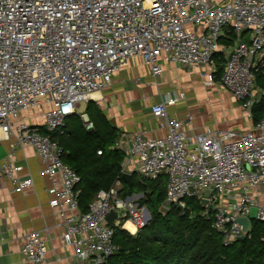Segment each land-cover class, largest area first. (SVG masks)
Instances as JSON below:
<instances>
[{
  "label": "built area",
  "instance_id": "1",
  "mask_svg": "<svg viewBox=\"0 0 264 264\" xmlns=\"http://www.w3.org/2000/svg\"><path fill=\"white\" fill-rule=\"evenodd\" d=\"M229 28L236 39L226 46L220 38ZM220 51L225 63L218 80ZM256 55L264 65V0H0V134L14 136L11 151L0 157V176L14 190L32 187L33 177L22 173L25 165L17 163L16 153L33 146L43 174L53 179L56 197L50 203L59 208L63 239L73 247L71 264H107L118 249L114 226L130 231V220L136 231L143 228L148 208L124 197L118 178L84 211L79 173L64 161L61 144L24 112L41 105L43 124L61 128L80 102L109 87L115 73L140 57L155 77L164 70L161 59L199 68L205 85L222 83L252 118ZM181 98L170 91L152 106L153 115L164 119V135L146 129L120 134L115 145L125 153L122 173L131 165L143 178L165 174V205L186 211L189 199H207L202 213L212 217L225 245L249 237L254 221H264V115L244 131L206 128L192 134V116L179 119L167 109ZM79 114L93 129L88 112ZM252 207L256 216L244 229L238 219ZM111 211L118 215L114 225L107 220ZM47 250L44 230L28 232L23 264H41Z\"/></svg>",
  "mask_w": 264,
  "mask_h": 264
},
{
  "label": "crops",
  "instance_id": "2",
  "mask_svg": "<svg viewBox=\"0 0 264 264\" xmlns=\"http://www.w3.org/2000/svg\"><path fill=\"white\" fill-rule=\"evenodd\" d=\"M222 54L225 59V54ZM259 57L255 56L258 70L254 87L258 99L264 95V65ZM161 64L164 70L155 77L140 57L132 59L128 66L114 74L109 87L90 95L89 100L99 105L120 134L124 132L130 136L140 129H146L152 136L164 135V119L153 115L152 106L170 91L182 98L168 104V112L179 119L191 115L192 123L187 126L189 133H200L206 128L244 131L254 124L252 118L245 115L241 102L222 83L204 84L199 68L184 67L163 59ZM86 107L87 102L78 104L81 111ZM78 109L76 114L81 112ZM43 111L44 108L37 107L25 111L23 117L41 125L44 122ZM13 141L14 136L7 139L0 134V157L11 151ZM16 160L25 165L22 173H31L34 185L17 191L9 179L0 176V264L25 262L22 251L24 236L32 230H44L47 240L46 259L41 264H71L73 247L63 239L64 228L59 208L50 203L56 197L53 179L43 174L44 164L33 146L25 144L19 147ZM131 167L127 165L125 172L136 173ZM128 229L132 233L136 231V227Z\"/></svg>",
  "mask_w": 264,
  "mask_h": 264
},
{
  "label": "trees",
  "instance_id": "3",
  "mask_svg": "<svg viewBox=\"0 0 264 264\" xmlns=\"http://www.w3.org/2000/svg\"><path fill=\"white\" fill-rule=\"evenodd\" d=\"M236 33L231 29L220 38L223 45H232ZM218 76L224 68L222 52L216 53ZM86 111L94 122L86 129L79 114L65 119V125L53 131L41 124L40 130L50 134L64 149L63 159L80 175V206L84 211L100 189H109L120 178L124 197L143 193L141 201L151 214L149 222L135 233L115 225L118 249L107 264H264V221H254L251 236L229 245L223 243L221 233L212 226V217L202 213L203 205L189 200V209L182 211L171 206L164 214L160 207L166 199L167 176L156 179L132 174L131 184L122 177L125 153L115 145L120 133L99 105L89 100ZM264 115V95L252 108L253 123ZM102 153H98V150ZM166 176V177H165Z\"/></svg>",
  "mask_w": 264,
  "mask_h": 264
},
{
  "label": "water",
  "instance_id": "4",
  "mask_svg": "<svg viewBox=\"0 0 264 264\" xmlns=\"http://www.w3.org/2000/svg\"><path fill=\"white\" fill-rule=\"evenodd\" d=\"M122 177L123 179L130 183L131 184V180H132V173H129V172H123L122 173ZM207 204V199H203L202 200V205L205 206ZM170 210V207L163 204L161 207H160V211L164 214H166L168 211ZM256 212H257V209L256 207H252L251 209V212L249 214L248 217H242V218H239V222H241L244 226V229H247V227L250 225L251 223V219H254L255 216H256ZM117 214L115 211H111V213L107 216V220L109 222L110 225H114V221L115 219L117 218ZM150 217L151 215L149 214V220H150ZM246 237L244 236L242 239H245Z\"/></svg>",
  "mask_w": 264,
  "mask_h": 264
},
{
  "label": "rangeland",
  "instance_id": "5",
  "mask_svg": "<svg viewBox=\"0 0 264 264\" xmlns=\"http://www.w3.org/2000/svg\"><path fill=\"white\" fill-rule=\"evenodd\" d=\"M37 107H40V108H43V106H41V105H39V106H36V107H34L35 109L37 108ZM34 108H32V109H30V110H33ZM78 109V108H77ZM27 111H29V110H27ZM78 111H81V110H79L78 109ZM244 111H245V109H244ZM245 115H247V113H246V111H245ZM139 177H142V176H140L139 174H137ZM133 195H135V199L136 200H138L139 201V203L141 204V205H145V204H143L142 203V201L140 200L141 199V197L143 196V193H137V192H134V193H132L131 195H129V196H133ZM189 200H191V199H189ZM190 205H194V204H192V203H190ZM147 207V206H146ZM204 209V208H203ZM202 209V210H203ZM201 210V211H202Z\"/></svg>",
  "mask_w": 264,
  "mask_h": 264
},
{
  "label": "bare ground",
  "instance_id": "6",
  "mask_svg": "<svg viewBox=\"0 0 264 264\" xmlns=\"http://www.w3.org/2000/svg\"><path fill=\"white\" fill-rule=\"evenodd\" d=\"M97 91H98V90H97ZM97 91H93V92L95 93V92H97ZM93 92H92V93H93ZM92 93H91V94H92ZM97 93H98V92H97ZM91 94H90V95H91ZM95 94H96V93H95ZM98 96H99V95H98ZM127 226L130 227L131 229H135V227H136V226L133 225L132 221H128Z\"/></svg>",
  "mask_w": 264,
  "mask_h": 264
},
{
  "label": "clouds",
  "instance_id": "7",
  "mask_svg": "<svg viewBox=\"0 0 264 264\" xmlns=\"http://www.w3.org/2000/svg\"><path fill=\"white\" fill-rule=\"evenodd\" d=\"M135 232H136V231H135ZM135 232H134V233H135Z\"/></svg>",
  "mask_w": 264,
  "mask_h": 264
}]
</instances>
